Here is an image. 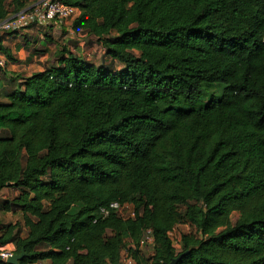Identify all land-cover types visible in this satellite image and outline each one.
<instances>
[{
    "label": "trees",
    "instance_id": "obj_1",
    "mask_svg": "<svg viewBox=\"0 0 264 264\" xmlns=\"http://www.w3.org/2000/svg\"><path fill=\"white\" fill-rule=\"evenodd\" d=\"M34 1L0 0V23ZM64 3L121 68L65 46L43 72L0 70V191L19 192L0 246L20 264H121L152 230L137 264H264V0Z\"/></svg>",
    "mask_w": 264,
    "mask_h": 264
},
{
    "label": "built area",
    "instance_id": "obj_2",
    "mask_svg": "<svg viewBox=\"0 0 264 264\" xmlns=\"http://www.w3.org/2000/svg\"><path fill=\"white\" fill-rule=\"evenodd\" d=\"M79 15L78 9L68 6L64 0H40L22 12L12 15L7 20L0 23V47L3 38L7 35L20 33L23 30L33 27H48L51 25L63 28L69 26L72 20ZM8 65L7 57L0 52V70H6ZM118 215L125 220L135 219L137 216L135 207L131 204L120 205L115 203L111 205ZM104 216L109 215L108 210H103ZM188 226L189 225H183ZM179 227V226H177ZM176 227V228H177ZM176 228L169 234L173 239ZM175 246L179 249V241H174ZM10 245V244H8ZM155 237L152 230H145L138 245L131 244L122 252L121 264H137L131 251L138 250L140 254L146 257L153 256L155 253ZM16 246L11 244L10 247L0 248V258L7 261L15 255Z\"/></svg>",
    "mask_w": 264,
    "mask_h": 264
},
{
    "label": "crops",
    "instance_id": "obj_3",
    "mask_svg": "<svg viewBox=\"0 0 264 264\" xmlns=\"http://www.w3.org/2000/svg\"><path fill=\"white\" fill-rule=\"evenodd\" d=\"M40 1V0H39ZM35 3V2H34ZM34 3H32L30 6H32ZM29 6V7H30ZM66 27V26H65ZM67 31L69 32L68 37L62 39L61 37L57 38V33L59 34V31ZM83 36V35H73L71 33V28H60L54 25L48 26V27H33L26 30H23L20 33L7 35L3 38L1 47L4 50H7L10 55L13 57L14 60H8V66L6 68V74L10 78H16L17 76L20 77H29L34 73L43 72L53 66L59 65L58 56L59 52L62 51L63 47H58L59 44H65L67 49L72 52L75 55H79L83 57L84 59L91 61L90 59H87V53L90 51H86L84 48L85 42H90V40H98L95 37H90L88 40L84 39H76L75 37ZM47 39L45 40L44 39ZM73 40L77 41L74 44L79 45V50H75V47L71 48L69 46V43H71ZM61 42V43H59ZM81 42V43H78ZM44 43V44H42ZM5 55V54H4ZM6 56V55H5ZM7 57V56H6ZM8 59V58H7ZM12 190L11 188H5L4 190L0 191V199L2 198L1 195L5 191ZM18 192V191H17ZM19 192L17 193L18 196ZM11 213H3L1 214L3 223L5 224H16L20 222L19 220H22L23 222V214L20 212V214L15 213V222H4V218L7 217ZM13 214V213H12ZM11 245V244H10ZM10 245L4 246L10 247ZM2 248V247H0ZM48 264V263H44Z\"/></svg>",
    "mask_w": 264,
    "mask_h": 264
},
{
    "label": "rangeland",
    "instance_id": "obj_4",
    "mask_svg": "<svg viewBox=\"0 0 264 264\" xmlns=\"http://www.w3.org/2000/svg\"><path fill=\"white\" fill-rule=\"evenodd\" d=\"M34 2L37 3V2H39V0H35ZM64 28H71V25L66 26ZM71 33H72V31H71ZM68 35H69V32H67L66 30L62 31V29H61V31H59V34L57 33V38L61 37L62 39H65V38L67 39V38H69ZM84 37L85 36H78L75 38L76 39L78 38L81 40V39H84ZM89 38L90 37H86L85 39L88 40ZM44 39H45V37H44ZM45 40H47V39H45ZM75 42H77V41L73 40L71 43H69V46L71 48L75 47V50L78 51L80 47L78 44H74ZM59 43H61V42H59ZM78 43H81V42H78ZM42 44H44V43H42ZM58 47L61 50L62 47L63 48L65 47V44L61 43V45L59 44ZM65 48L67 49V47H65ZM84 48H86L85 50L87 52L90 51L89 53H87V59H90L91 60L90 62H92V63H96L97 66L109 65L112 63L110 58H108V56L106 54V48L104 47V45H102L100 42H98V40H90V42L86 41ZM111 66H113V69H115V70H120V68H121V65L118 63H115V62H114V64H111ZM9 76H10V74H9ZM10 83L11 82H8V81L5 82L4 91L11 89ZM17 193L18 192L16 190H9V191L3 192L1 195L2 198L0 199V203L4 202L6 200L12 201L17 196ZM18 214H20V212H18ZM15 216L16 215L12 214V213L7 215V217L4 218V222H6V223L7 222H15V220H14ZM20 217H21V214H20ZM238 218H239V215L235 214L232 218V222L235 224L237 222ZM19 221H20L19 223H21V224L23 223V222H21L22 220H19ZM25 232H26V230L23 229V233H25ZM191 232H193L191 227L179 226L176 228V231H175L174 236H173V240L179 241L181 236H183L184 234H189Z\"/></svg>",
    "mask_w": 264,
    "mask_h": 264
},
{
    "label": "water",
    "instance_id": "obj_5",
    "mask_svg": "<svg viewBox=\"0 0 264 264\" xmlns=\"http://www.w3.org/2000/svg\"><path fill=\"white\" fill-rule=\"evenodd\" d=\"M188 253H184L180 255L178 258L174 259L170 264H179V262L186 256ZM26 253L23 252L21 255L15 254L11 258H9L6 263L7 264H20V262L24 259Z\"/></svg>",
    "mask_w": 264,
    "mask_h": 264
}]
</instances>
